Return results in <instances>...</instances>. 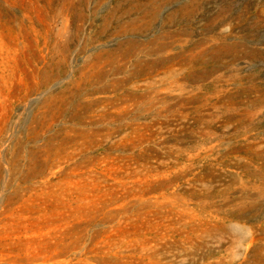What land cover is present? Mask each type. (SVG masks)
I'll return each instance as SVG.
<instances>
[{"label": "rangeland", "instance_id": "374dc122", "mask_svg": "<svg viewBox=\"0 0 264 264\" xmlns=\"http://www.w3.org/2000/svg\"><path fill=\"white\" fill-rule=\"evenodd\" d=\"M0 264H264V0H0Z\"/></svg>", "mask_w": 264, "mask_h": 264}, {"label": "bare ground", "instance_id": "6f19581e", "mask_svg": "<svg viewBox=\"0 0 264 264\" xmlns=\"http://www.w3.org/2000/svg\"><path fill=\"white\" fill-rule=\"evenodd\" d=\"M64 57H65V56H64ZM64 57H63V58H64ZM51 59H52V57H51ZM63 60H64V59H63ZM65 61H66V60H65ZM97 64H98V63H97ZM95 67H96V66H95ZM50 68H51V67H50ZM47 70H48V69H47ZM44 73H45V72H44ZM47 73H48V71H47ZM46 76H47V75H46ZM46 76H45V77H46ZM49 78H50V77H49ZM81 78H82V77H81ZM85 80H86V79H84V81H85ZM44 81H45V79H44ZM72 90H73V89H72ZM75 93H76V91H75ZM70 98H71V97H70ZM73 98H75V96H73ZM79 103H80V102H79ZM92 138H93V136H92Z\"/></svg>", "mask_w": 264, "mask_h": 264}]
</instances>
